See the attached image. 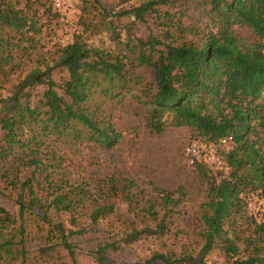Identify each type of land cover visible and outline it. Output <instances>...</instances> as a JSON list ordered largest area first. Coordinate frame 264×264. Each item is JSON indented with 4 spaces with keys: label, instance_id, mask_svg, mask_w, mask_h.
<instances>
[{
    "label": "trees",
    "instance_id": "1",
    "mask_svg": "<svg viewBox=\"0 0 264 264\" xmlns=\"http://www.w3.org/2000/svg\"><path fill=\"white\" fill-rule=\"evenodd\" d=\"M168 1L147 0L118 15L140 22L153 17L162 26L164 39L127 35L121 40L109 23L107 30L119 47L100 49L85 40L91 25L81 18L82 31L58 46L55 60L29 70L7 96L0 97V179L5 177L8 185L19 190L20 217L34 207L40 209L39 218L49 235L60 239L73 264L68 238L83 231L53 223L50 209L68 214L75 226L88 203L89 219L96 223L115 213L116 205L110 202L115 198L127 204L134 217L143 215L152 223L127 225L121 238L124 244L141 237L174 236L179 230L176 223L185 214L182 204L188 191L184 186L153 187L154 195L147 197L135 181L111 176L92 187L81 175V166L72 164L71 156L81 151L107 152L121 143L122 133L106 107L129 99L145 109L144 124L151 134L188 126L214 132L211 142L225 136L234 141L228 152L221 153L228 168L225 173L203 164L193 167L204 185L198 218L202 245L196 256L154 253L147 264H206V256L214 250L228 264H264V253L258 248L247 249L246 257H239L241 251L229 237L249 195L260 191L264 196V154L249 139L257 114L255 100L264 92V0H203L200 15L186 20L182 11L156 9ZM33 28L25 13L10 3L0 4V68L24 41H33L27 35ZM243 29L252 39L238 33ZM58 67L67 73L61 85L51 76ZM141 68L153 72L152 82L137 73ZM37 86L44 91L32 102L30 92ZM14 224L16 219L0 208V236ZM18 232L24 233L22 226ZM22 244V239L0 242V253L16 261L24 254ZM108 248L118 247L113 243L100 247L98 262Z\"/></svg>",
    "mask_w": 264,
    "mask_h": 264
},
{
    "label": "rangeland",
    "instance_id": "2",
    "mask_svg": "<svg viewBox=\"0 0 264 264\" xmlns=\"http://www.w3.org/2000/svg\"><path fill=\"white\" fill-rule=\"evenodd\" d=\"M145 1L147 0H97V4L94 0H0V4L14 5L34 22L33 30L27 32L28 37H33V41H24L20 49L12 52V60L0 68V97L7 96L17 80L29 70L55 60L58 46L71 42L72 35L82 31L81 18L91 25L84 35L85 40L100 49L116 50L119 47L118 41L112 40L113 35L107 30L109 23L116 34H120L121 40L127 35L164 39L162 26L149 15L144 22L118 17L122 10L137 7ZM202 1L169 0L158 5L156 9L160 13L182 11L183 19L186 20L200 15ZM103 13L106 14L104 19ZM238 33L252 39L246 29L238 30ZM137 73L146 81H153V72L150 69L141 68ZM51 76L57 85H61L67 78V73L58 67L51 71ZM43 91V86L31 89V101L39 100ZM254 106L257 114L251 124L249 139L264 154V92L256 98ZM106 109L111 114L116 129L122 133L121 143L107 152L98 149L81 151L71 156L72 164L81 166V175L89 179L92 187L98 181L111 176L119 181H135L147 197L154 195L153 187L173 190L184 186L188 191L182 204L185 214L177 221L179 230L174 236L141 237L135 242L124 244L121 238L127 225L133 222L136 226L143 227L152 223L147 219L143 220V215L134 217L128 212L127 204L119 199L113 198L110 201L116 205L115 215L100 218L96 223L89 219L91 207L88 203L84 205L75 226H71L68 214L50 209L48 217L53 223H62L65 229L83 231L81 235L68 238V243L73 247L74 261L76 264H147L154 253L195 257L202 245L198 218L204 185L195 168L188 164L184 149L191 141L198 139L219 153L217 140L208 141L214 132L177 126L168 128L162 135H154L145 127V109L135 102L126 99L123 104H108ZM219 172L225 173L223 170ZM4 178L0 179V208L14 217L16 224L3 229L0 242L8 240L18 243L22 239L21 248L24 254L18 260L11 261L1 251L0 264H8L9 261L11 264H73L60 239L49 235L47 225L39 218L42 213L38 207L20 217L19 190L8 185ZM19 226L23 227V234L18 232ZM229 237L239 247V257H246V250L252 248H258L264 253V196L260 191L249 195L246 209L236 218ZM112 243L118 248L106 249L101 254L103 261L98 262L97 250ZM205 262L228 264L218 250L207 255ZM154 264L163 263L157 261Z\"/></svg>",
    "mask_w": 264,
    "mask_h": 264
},
{
    "label": "built area",
    "instance_id": "3",
    "mask_svg": "<svg viewBox=\"0 0 264 264\" xmlns=\"http://www.w3.org/2000/svg\"><path fill=\"white\" fill-rule=\"evenodd\" d=\"M57 6H60L57 3ZM233 138L225 136L220 138L216 144L220 148V152L216 151L213 147L202 143L200 140L195 139L191 141L184 149L187 162L190 166L194 167L203 164L213 170L226 172L228 170L224 159L221 155L223 152H228L233 147Z\"/></svg>",
    "mask_w": 264,
    "mask_h": 264
}]
</instances>
